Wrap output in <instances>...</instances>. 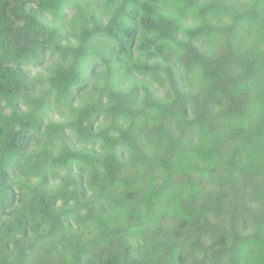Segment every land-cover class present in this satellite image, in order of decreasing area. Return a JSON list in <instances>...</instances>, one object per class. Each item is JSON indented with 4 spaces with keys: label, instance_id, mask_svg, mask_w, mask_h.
Here are the masks:
<instances>
[{
    "label": "trees",
    "instance_id": "1",
    "mask_svg": "<svg viewBox=\"0 0 264 264\" xmlns=\"http://www.w3.org/2000/svg\"><path fill=\"white\" fill-rule=\"evenodd\" d=\"M0 264H264V0H0Z\"/></svg>",
    "mask_w": 264,
    "mask_h": 264
}]
</instances>
